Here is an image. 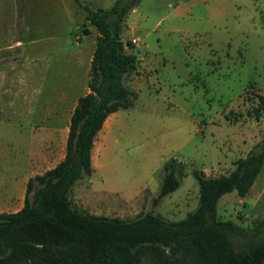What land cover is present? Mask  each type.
Listing matches in <instances>:
<instances>
[{
    "label": "rangeland",
    "instance_id": "obj_1",
    "mask_svg": "<svg viewBox=\"0 0 264 264\" xmlns=\"http://www.w3.org/2000/svg\"><path fill=\"white\" fill-rule=\"evenodd\" d=\"M82 1L109 8L115 0ZM63 2L0 0L7 43L25 47L30 39L53 33L52 21L59 26L65 20L56 4ZM77 13L73 6L70 41L82 49L93 26ZM122 38L141 58L126 79L136 97L132 107L106 119L92 150L96 168L74 184L69 197L74 208L91 214L133 219L152 211L181 220L198 205L193 170L227 174L264 138V113L258 119L248 113L257 107V95H264V0H141L128 14ZM83 50L78 65L52 57L47 71H41L40 95L22 98L21 109L31 104L44 135L23 128L14 137L0 114V213L23 203L15 185L24 178L32 139L39 141L41 154L55 155L40 170L65 153V127L78 95L49 93L51 82L63 84L68 75L86 79L82 87L89 89L91 47ZM76 83L79 91L81 82ZM53 130L55 142L49 144ZM171 158L184 164L185 175L174 192L154 204L162 167ZM216 213L219 219L254 226L264 216V165L248 194H224Z\"/></svg>",
    "mask_w": 264,
    "mask_h": 264
},
{
    "label": "trees",
    "instance_id": "obj_2",
    "mask_svg": "<svg viewBox=\"0 0 264 264\" xmlns=\"http://www.w3.org/2000/svg\"><path fill=\"white\" fill-rule=\"evenodd\" d=\"M140 1L115 0L109 8H92L73 0L98 32L89 92L71 113L63 159L28 179L19 210L0 213V264H264V216L244 227L216 213L224 194H248L264 165V138L227 174L193 170L198 205L181 220L152 211L133 219L108 217L71 203L74 184L93 172L92 150L105 120L132 107L136 97L126 79L136 69L138 54L127 48L122 33ZM257 101L248 113L258 119L264 95H257ZM184 167L174 158L165 162L154 204L179 187Z\"/></svg>",
    "mask_w": 264,
    "mask_h": 264
},
{
    "label": "crops",
    "instance_id": "obj_3",
    "mask_svg": "<svg viewBox=\"0 0 264 264\" xmlns=\"http://www.w3.org/2000/svg\"><path fill=\"white\" fill-rule=\"evenodd\" d=\"M84 3L89 5L86 2ZM56 4L58 6V12L60 14L62 13L65 18L63 23L58 26L55 24V20H53L52 25L49 29L53 33L50 32L51 34H45L44 36H42V38H32L26 41L25 47L23 45V42L21 43V45H19L20 42L18 41L13 42L11 45L7 43L6 28L8 27H6V23H2V18L0 19V114L2 113L3 115L4 113L2 119L8 124L6 125V128L9 132H12V135L14 137L15 132H21L23 128L32 129V133L36 130L37 135L39 136H41V134L44 135L38 130L37 121L35 120L34 122V112L32 110L31 104L28 103V105H30L26 109L27 111H25L21 109V101L22 98L25 97L32 98L33 96L40 95L41 71H47L49 62H52V57H58L63 63H66L70 60L77 63L78 65L81 63L84 47H91V53L89 56V63L91 65L98 32L96 31V29H93V27H90V32L89 29H87L88 31L86 32L88 34L85 36H92V38L88 39V41H86L85 43H83V40L81 41V45H83L82 49L77 46L73 47L70 41V31L72 28V26L70 25V20L72 16V9L74 6L73 0H64L62 7L61 4ZM89 6L92 8H101L99 6H95V4ZM77 10V14H79L85 21L83 12L80 9ZM42 30V28L35 29L36 32H40ZM43 39L47 40L45 42L46 45H43V43H41L43 42ZM40 46L43 48L42 50L39 49ZM138 59L141 61V58ZM52 71H56V68H53ZM45 76V74L44 76L42 74L43 79H48V77ZM76 82H81V86L78 85L79 91H77ZM82 82L84 85H86V79L85 81H77L74 77L68 75L67 77H64L63 84H55L51 82V89H53V91L49 94L62 97L78 95L77 100L74 102V105L72 107L71 112H73L74 108L77 105L78 99L89 92V89H87L86 86L82 87ZM115 113H112L109 116H112ZM69 122L70 119L65 127L66 137L69 130ZM53 126L56 125L54 124ZM102 128L98 132V134L102 131ZM55 136V130L50 131L48 137H51L52 139L48 140L47 142L49 144L55 142ZM13 140L14 139L12 138L10 139L11 143ZM30 143L31 148L27 150V155L32 156L29 158V164L24 171L23 180H21L19 183H16L15 185L19 193H22L21 198L23 199V192H25V187L28 179L34 175L41 174L44 171L53 168L64 157L63 153V155H61L60 157V160L56 164L51 167H47L46 169L40 170L41 163L43 164L44 160L53 159L55 155H48L47 153L41 154V147L39 141L37 140L32 139ZM6 155H8V153H6ZM91 158L94 171V169L96 168L94 165V155H91ZM22 206L23 203L17 210H19ZM17 210L11 212H15Z\"/></svg>",
    "mask_w": 264,
    "mask_h": 264
},
{
    "label": "built area",
    "instance_id": "obj_4",
    "mask_svg": "<svg viewBox=\"0 0 264 264\" xmlns=\"http://www.w3.org/2000/svg\"><path fill=\"white\" fill-rule=\"evenodd\" d=\"M132 42H133V43H136V42H137V40H136V39H132Z\"/></svg>",
    "mask_w": 264,
    "mask_h": 264
},
{
    "label": "water",
    "instance_id": "obj_5",
    "mask_svg": "<svg viewBox=\"0 0 264 264\" xmlns=\"http://www.w3.org/2000/svg\"><path fill=\"white\" fill-rule=\"evenodd\" d=\"M209 215H210V218H212V215H211V213H210Z\"/></svg>",
    "mask_w": 264,
    "mask_h": 264
}]
</instances>
